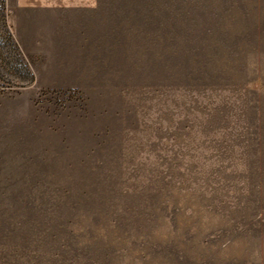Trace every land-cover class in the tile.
I'll use <instances>...</instances> for the list:
<instances>
[{
  "label": "rangeland",
  "instance_id": "1",
  "mask_svg": "<svg viewBox=\"0 0 264 264\" xmlns=\"http://www.w3.org/2000/svg\"><path fill=\"white\" fill-rule=\"evenodd\" d=\"M0 0V264H264V0Z\"/></svg>",
  "mask_w": 264,
  "mask_h": 264
},
{
  "label": "crops",
  "instance_id": "2",
  "mask_svg": "<svg viewBox=\"0 0 264 264\" xmlns=\"http://www.w3.org/2000/svg\"><path fill=\"white\" fill-rule=\"evenodd\" d=\"M24 1L25 0H17V2L18 3H24ZM33 1H35L36 3H42V2H44V3H52V5H53V3H55V2H59V3H66L67 2V0H33ZM88 1H90V0H78L77 1V3L78 4H83V5H86V3L88 2ZM92 1V0H91ZM90 1V2H91Z\"/></svg>",
  "mask_w": 264,
  "mask_h": 264
}]
</instances>
